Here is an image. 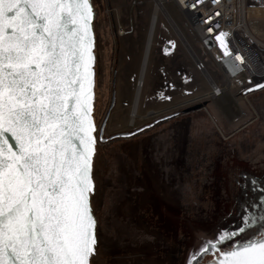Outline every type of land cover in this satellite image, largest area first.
Instances as JSON below:
<instances>
[{"label": "snow or ice", "instance_id": "obj_1", "mask_svg": "<svg viewBox=\"0 0 264 264\" xmlns=\"http://www.w3.org/2000/svg\"><path fill=\"white\" fill-rule=\"evenodd\" d=\"M93 19L90 0H0V264H91L96 254ZM227 36L215 37L225 56ZM211 247L217 264H264V234Z\"/></svg>", "mask_w": 264, "mask_h": 264}, {"label": "flooded vegetation", "instance_id": "obj_2", "mask_svg": "<svg viewBox=\"0 0 264 264\" xmlns=\"http://www.w3.org/2000/svg\"><path fill=\"white\" fill-rule=\"evenodd\" d=\"M149 58L145 57L139 81L133 124L108 131L116 108L112 90L109 105L114 96L115 105L102 135L99 132L105 156L96 197L104 235L103 264H175L173 259L185 242L182 227L201 214L200 207L210 197L206 187L220 153L217 134L228 145L239 142L230 140L235 132L226 135L216 125L212 129L201 111L186 114L178 106L137 115ZM189 116L193 119L187 121ZM240 140L249 152L264 137L255 143L251 135ZM211 259L206 257L202 264Z\"/></svg>", "mask_w": 264, "mask_h": 264}, {"label": "water", "instance_id": "obj_3", "mask_svg": "<svg viewBox=\"0 0 264 264\" xmlns=\"http://www.w3.org/2000/svg\"><path fill=\"white\" fill-rule=\"evenodd\" d=\"M93 5L94 19L92 29L95 37V98L92 117L96 125V154L93 159V180L95 193L91 198L96 226V254L91 258V264L102 263V245L104 235L99 220V210L96 207L98 171L105 161V156L99 144V132L103 133L110 110L115 105V96L109 105L110 73L112 61V26L107 14L105 0H90ZM260 91L249 101L256 114L261 119L235 132L230 140H239L238 144L228 145L227 141L217 134L220 153L217 156L214 172L207 181V191L210 193L200 207L201 214L194 220H186L182 227L185 242L173 259L175 264H202L206 257L211 256L205 264H217L220 253L211 247L217 244L221 252H227L236 243H244L258 239L264 234V141L254 145L249 152L243 150V139L251 135L254 139L264 137V82L245 91ZM208 103L197 104L184 110L186 114L197 112ZM105 116V117H104ZM193 119L192 116L186 118ZM209 126L215 128V123L204 117ZM249 220L250 227L232 240L220 243V237L225 233L238 232L245 227L244 221ZM207 247L209 251L204 252Z\"/></svg>", "mask_w": 264, "mask_h": 264}, {"label": "rangeland", "instance_id": "obj_4", "mask_svg": "<svg viewBox=\"0 0 264 264\" xmlns=\"http://www.w3.org/2000/svg\"><path fill=\"white\" fill-rule=\"evenodd\" d=\"M105 4L106 10H109L113 36L109 96L112 90L116 92V108L108 128L109 132H113L121 127H128L129 123L133 124L132 113L137 99V83L141 78L157 0H105ZM161 6L163 9L159 11L139 103L140 115H146L149 111H169L209 91L208 82L195 71L192 59L185 49L187 42L194 48L198 47L191 26L174 0H163ZM257 26L261 28L263 35L256 32L255 35L264 41V26ZM250 27L252 31L253 27ZM164 44H170L167 51L161 47ZM173 44L175 48L172 47ZM231 97L226 93L223 98L211 100L208 104L209 113L221 122V130L226 132L218 115L228 109L230 105L227 102L232 100L231 108L240 115V120L235 124L229 121L232 132H227H231L230 134L241 130L244 125L258 117L254 108L251 109L236 93L234 97L238 100ZM242 112L245 113L244 116Z\"/></svg>", "mask_w": 264, "mask_h": 264}, {"label": "built area", "instance_id": "obj_5", "mask_svg": "<svg viewBox=\"0 0 264 264\" xmlns=\"http://www.w3.org/2000/svg\"><path fill=\"white\" fill-rule=\"evenodd\" d=\"M174 1L191 26L198 43V47L194 48L187 42L185 49L192 59L195 71L209 84V91L180 106L187 109L197 104H209L211 100L236 91V96L241 97L253 109L249 99L260 91L248 94L245 91L264 82V41L250 29L245 0ZM220 33H228L227 42L231 52L229 56L223 54L215 39ZM161 47L168 50L170 44ZM199 111L204 112L214 122L208 105ZM242 115L245 113L242 112ZM235 121L238 122L239 118Z\"/></svg>", "mask_w": 264, "mask_h": 264}, {"label": "crops", "instance_id": "obj_6", "mask_svg": "<svg viewBox=\"0 0 264 264\" xmlns=\"http://www.w3.org/2000/svg\"><path fill=\"white\" fill-rule=\"evenodd\" d=\"M245 6H246V9L248 10V18H249L248 20H249L251 26L253 27V30L257 34L263 35V32H261L262 31L261 28L258 27L257 24H259V26H264V0H245ZM235 93H236V91L228 92V94H230L234 98V100H238L234 97ZM231 101L232 100H229L227 102L230 105V106H228V109L224 110L221 114L218 115V117L222 120V123L225 126L224 129H226L225 130L226 132H223L221 130L222 129L221 128V122L217 121L215 118L212 117L216 126L226 135H228L232 132L230 130L232 128H231V125H229V121H231L235 124V123H237L235 120L240 116V115L236 114V112H234V110L231 108ZM138 107H139V105H138ZM227 131H231V132H227ZM233 131H235V130H233Z\"/></svg>", "mask_w": 264, "mask_h": 264}, {"label": "bare ground", "instance_id": "obj_7", "mask_svg": "<svg viewBox=\"0 0 264 264\" xmlns=\"http://www.w3.org/2000/svg\"><path fill=\"white\" fill-rule=\"evenodd\" d=\"M162 4H163V0H157L156 12H155L154 17L152 19V23H151V27H150V31H149V36H148V41H147V45H146V50H145L146 59L149 56V51L152 50V47H153V41H154V36H155V30H156V26H157V20H158L159 11H161L163 9V7L161 6ZM247 15H248V10H247ZM155 23H156V25H155ZM150 55H151V53H150ZM144 61H146V60L144 59ZM143 67H144V62L142 64L141 74H142V71H143ZM139 81L137 83V94H138V90L140 89ZM144 85H145V83H144Z\"/></svg>", "mask_w": 264, "mask_h": 264}]
</instances>
